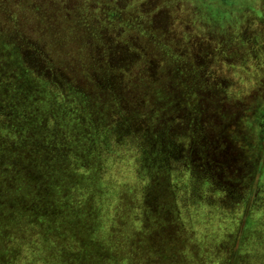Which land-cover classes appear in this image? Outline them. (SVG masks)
Listing matches in <instances>:
<instances>
[{
    "label": "rangeland",
    "instance_id": "obj_1",
    "mask_svg": "<svg viewBox=\"0 0 264 264\" xmlns=\"http://www.w3.org/2000/svg\"><path fill=\"white\" fill-rule=\"evenodd\" d=\"M234 1L220 12L236 21L246 15ZM174 9L173 24L185 28L186 13ZM231 75L221 74L219 91L196 88L200 113H189L176 90L166 121L150 117L138 131L74 113L84 118L75 136L93 138H72L62 154L56 141L74 115L50 116V146L35 171L10 155L0 163V264H264V152L259 164L248 151L238 159L222 132L230 119L247 118L249 132L262 127L264 86ZM174 118L186 129L170 126ZM246 130L235 128L247 140ZM202 152L211 161L194 174L187 164Z\"/></svg>",
    "mask_w": 264,
    "mask_h": 264
},
{
    "label": "trees",
    "instance_id": "obj_2",
    "mask_svg": "<svg viewBox=\"0 0 264 264\" xmlns=\"http://www.w3.org/2000/svg\"><path fill=\"white\" fill-rule=\"evenodd\" d=\"M239 1V14L246 17L234 21L220 12L234 0H0V163L10 155L17 168L35 171L36 155L50 146L44 138L53 134V115H74L56 141L62 154V149L71 151L72 138L84 143L93 138L75 136L84 125L79 113L102 114L113 127L138 131L150 125V117L166 121L176 90L189 113H200L203 97L197 89L219 91L226 84L222 73L241 83L251 77L256 88H263L264 34L257 31L264 28V4ZM174 8L186 13L185 28L173 24ZM254 22L260 27L256 32L249 30ZM242 114L252 116L247 109ZM246 120L223 121L222 132L235 157L248 151L259 164L264 115L262 127L250 132L244 129ZM184 125L178 118L170 124ZM235 128L246 130L247 140ZM205 155L187 164L189 171L208 166L211 158Z\"/></svg>",
    "mask_w": 264,
    "mask_h": 264
},
{
    "label": "crops",
    "instance_id": "obj_3",
    "mask_svg": "<svg viewBox=\"0 0 264 264\" xmlns=\"http://www.w3.org/2000/svg\"><path fill=\"white\" fill-rule=\"evenodd\" d=\"M254 1V0H253ZM259 2V0H257V3ZM261 2V4H264V0H261L260 1ZM250 4H253V2H251Z\"/></svg>",
    "mask_w": 264,
    "mask_h": 264
}]
</instances>
